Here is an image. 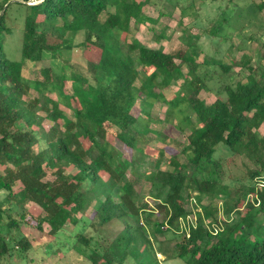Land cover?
Wrapping results in <instances>:
<instances>
[{
	"label": "trees",
	"instance_id": "trees-1",
	"mask_svg": "<svg viewBox=\"0 0 264 264\" xmlns=\"http://www.w3.org/2000/svg\"><path fill=\"white\" fill-rule=\"evenodd\" d=\"M18 1L36 4L4 0L0 8L7 4L0 18V264L31 251L19 228L28 225L27 203L40 209L35 229L42 232L46 224L51 237L91 209V230L77 239L85 248L81 255L92 264H150L148 252L155 259L168 252L185 264H264V45L257 65L248 58L239 62L245 77L223 84L224 97L218 91L207 104L199 95L209 90L212 76L201 73V67L217 64L229 77L235 63L198 61V36L187 30L183 48L165 52L144 46L131 28L132 21L134 26L153 22L144 15V2ZM13 3L24 11L18 62L6 59L3 50L9 34L5 17ZM220 26L216 22L207 31L216 35ZM78 35L82 40L75 43ZM158 36L165 37L164 29ZM77 48L98 51L97 60L72 61ZM54 60L58 67L50 65ZM29 64L33 79L23 76ZM177 83L180 95L165 99L162 90ZM30 91L40 97L30 98ZM155 100L167 106L165 120H175L187 143L179 155L156 151L149 172L141 166L147 156L132 155L150 140L135 127L133 109L139 104V113L149 119ZM38 105L43 117L35 112ZM43 118L52 123L48 130L40 126ZM106 125L118 131L115 137L128 156L110 144ZM220 150L255 167L233 177L232 185L224 184L223 162L214 156ZM49 171L52 181L45 180ZM145 186L163 221L154 219L153 208L143 201ZM187 216L195 217V225L182 228L179 221ZM113 221L123 227L108 240L99 231ZM168 232L174 238L165 249L157 236Z\"/></svg>",
	"mask_w": 264,
	"mask_h": 264
},
{
	"label": "rangeland",
	"instance_id": "rangeland-1",
	"mask_svg": "<svg viewBox=\"0 0 264 264\" xmlns=\"http://www.w3.org/2000/svg\"><path fill=\"white\" fill-rule=\"evenodd\" d=\"M11 0H7L9 3ZM144 2V15L151 18L153 22L146 21L139 25L131 22L132 34L144 46L148 48L162 47L165 52L172 51L177 48H183L182 33L184 30L190 32L191 36H198V49L200 51L198 61L211 59L222 64L233 65L230 75L223 74L222 69L214 63L208 66L201 67V73L207 72L211 74L212 78L208 81V91H202L199 95L200 99L210 104L215 99L216 93L219 91L222 97L223 84H229L242 79L247 74V70L242 68L241 64L245 58L251 59L252 65H257L258 57L262 45H264V0H137ZM263 2V6L260 3ZM4 0H0V8ZM6 5V4H5ZM185 9L186 14L182 15L181 11ZM1 11V10H0ZM23 9L17 4H11L7 10L5 23L9 29V34L4 35L3 50L5 58L18 62L21 60L20 47L23 32ZM163 14L159 16V14ZM225 18L226 22H220ZM216 22L221 23L220 31L213 35L207 30ZM164 29L165 37L159 38L160 32ZM123 39V35H121ZM82 40L81 36H76L74 41L78 43ZM123 43V42H122ZM98 58V51L94 49L84 50L77 48L72 53V61L85 65L86 61H96ZM48 61L43 64L48 65ZM52 67H58L59 61L54 60L50 62ZM32 65L29 64L23 70V76L27 79H33ZM41 64H37L39 68ZM148 74L149 71L145 70ZM183 72H186L183 67ZM149 84L148 82H146ZM144 82V84H146ZM172 85L169 88L163 89L162 93L165 99L170 100L176 95H180L179 86ZM137 86L140 82L136 83ZM69 88V84L66 85ZM148 88V86H147ZM69 90V89H68ZM158 92L155 89L150 96L155 97ZM49 96H53L49 95ZM30 98H37L40 95L30 91ZM26 99V98H25ZM139 103V102H138ZM166 105L155 100L150 108L149 119L139 113L140 106L137 104L133 109V114L138 118L135 127L137 130L147 133L150 138L148 145L140 150L132 152L133 156L144 157L141 166L142 168L152 170V159L156 151L162 150L165 156L177 154L182 147L186 145L187 141L183 134H180L175 128V120L167 122L165 120ZM40 105L36 106L35 112L41 117L45 114L39 110ZM68 118H72L73 113L70 110H65ZM52 125L46 119H42L40 126L44 130ZM18 126H22L18 123ZM191 127L190 129H192ZM108 131V141L117 150L128 156L129 153L116 139L117 130L111 126L106 125ZM260 133L264 134V126L260 128ZM223 162L222 181L224 184L232 185V178H240L243 176L246 168H254L255 165L245 157L235 156L231 157L225 151H218L215 155ZM181 161L184 158L180 156ZM164 163L161 168L164 167ZM147 171V172H148ZM54 175L49 171L45 180L52 181ZM148 186V185H147ZM20 187L19 183L14 186L15 191ZM148 187L142 189V199L147 202L150 208H153L154 219L158 221L164 220V215L157 208L158 202L150 199L147 194ZM116 194V193H114ZM195 195V193H194ZM4 194L0 192V198ZM115 200L118 201L114 195ZM251 200L252 198L249 197ZM208 201L204 199L202 204ZM27 210L26 219L27 224H22L20 232L27 236L31 241L32 248L24 257L15 256L10 260L9 264H92L85 256L81 255L84 251V246L78 242L77 236L83 232L90 231L87 227L91 218V209H88L86 214L82 216L77 214L76 217L80 220L78 223H67L63 229L55 236L51 237L47 234L49 228L46 224L42 225V232L35 229L36 216L40 214V209L33 203L25 205ZM15 216V215H14ZM17 217V216H15ZM236 216L231 217L234 219ZM123 225L120 222L113 221L108 225L102 227L99 231L105 238L112 240V238L122 229ZM172 233L157 236L159 242L168 248L170 240L173 239ZM156 248V244H153ZM79 248V251L76 249ZM88 252V251H87ZM85 251V254H87ZM18 255V254H17ZM147 262L150 264H185L183 260L174 258L168 252L166 254H157L156 259L151 253H147ZM149 264V263H148Z\"/></svg>",
	"mask_w": 264,
	"mask_h": 264
},
{
	"label": "built area",
	"instance_id": "built-area-1",
	"mask_svg": "<svg viewBox=\"0 0 264 264\" xmlns=\"http://www.w3.org/2000/svg\"><path fill=\"white\" fill-rule=\"evenodd\" d=\"M189 200L191 201V204L195 207V209L197 211H200V209L197 208L196 201L193 198H190ZM179 222H180V226L182 228H185L188 225L194 226L195 225V217L194 216H187L186 219H180Z\"/></svg>",
	"mask_w": 264,
	"mask_h": 264
},
{
	"label": "water",
	"instance_id": "water-1",
	"mask_svg": "<svg viewBox=\"0 0 264 264\" xmlns=\"http://www.w3.org/2000/svg\"><path fill=\"white\" fill-rule=\"evenodd\" d=\"M10 2H18L20 4H23V5H26V6H32V5H35L36 3H33L32 1L30 2H22V1H18V0H11ZM7 4L4 5V7L1 9L0 11V18L2 17L4 11H5V8H6Z\"/></svg>",
	"mask_w": 264,
	"mask_h": 264
}]
</instances>
